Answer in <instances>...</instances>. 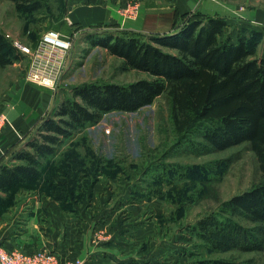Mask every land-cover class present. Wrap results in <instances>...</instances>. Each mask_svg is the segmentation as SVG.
Instances as JSON below:
<instances>
[{"label": "rangeland", "instance_id": "1", "mask_svg": "<svg viewBox=\"0 0 264 264\" xmlns=\"http://www.w3.org/2000/svg\"><path fill=\"white\" fill-rule=\"evenodd\" d=\"M139 1L21 0L23 6L14 0H0V30L16 46L34 45L45 31L54 29L60 32L56 25L61 22L67 24L72 47L49 113L62 100L72 97L73 89L78 85L93 82L126 85L138 79L153 78L148 72L125 68L122 58L103 46L92 45L89 40L90 34H115L122 30L113 29L110 24L93 25L85 30L65 19L73 2H109L128 18V4ZM181 1H193L189 12L183 14L175 7ZM198 2L151 0L152 32L146 34L147 40L151 35L163 34L161 31L177 29L188 18L211 16L198 10ZM259 4L264 5V0H259ZM222 15L234 24L243 19L240 14ZM157 18H163V24H156ZM235 28L241 29L240 25ZM227 32L234 35L231 28ZM263 42L264 37L259 43L258 54L262 51ZM20 56L13 63L0 66V90L7 89L9 80L19 71L26 70L27 57L21 52ZM202 140L197 131L186 137L178 134L172 120L171 100L165 93L137 111H112L106 113L98 124L80 127L72 138L64 141L67 149L60 155H81L82 163L93 172L80 183L86 191L84 201L97 205L93 212L96 213L97 209V214H103L102 219H108L118 205L130 203L138 208L135 217L137 227L148 226L145 230L151 232L153 239L159 236V230L162 231L163 264H199V260L211 258L264 264V250H214L198 235L195 227L200 219L216 212L220 216L225 215L222 207L225 201L250 189L264 177L249 142L216 150L203 149L200 145ZM188 142L198 145L192 146ZM42 174L44 178L46 172ZM116 216L115 219H124L135 215L124 209ZM236 218L247 226L255 225L248 219Z\"/></svg>", "mask_w": 264, "mask_h": 264}, {"label": "trees", "instance_id": "2", "mask_svg": "<svg viewBox=\"0 0 264 264\" xmlns=\"http://www.w3.org/2000/svg\"><path fill=\"white\" fill-rule=\"evenodd\" d=\"M14 1L23 5L21 0ZM228 25L221 16H195L171 33L151 35L149 40L146 34L129 31L90 34L92 45L122 58L125 68L148 72L153 78L126 85L93 82L76 86L73 96L62 100L39 124L28 144L32 150L17 154L16 158L27 163L0 168V187L43 179L46 172L44 183L57 199L85 202L80 181L93 172L78 153L51 161L60 146L80 127L98 124L106 113L137 111L165 93L171 100L178 134L186 137L197 131L203 149L224 150L249 142L264 175V45L258 54L263 34L256 31L248 37L239 33L234 38L226 30ZM20 58L18 47L0 30V66ZM222 207L225 215L208 214L195 227L211 249L264 250V177ZM236 217L255 225L247 226ZM199 264L249 263L211 258L201 259Z\"/></svg>", "mask_w": 264, "mask_h": 264}, {"label": "crops", "instance_id": "3", "mask_svg": "<svg viewBox=\"0 0 264 264\" xmlns=\"http://www.w3.org/2000/svg\"><path fill=\"white\" fill-rule=\"evenodd\" d=\"M150 1L137 2V15L128 18L109 2H73L65 19L85 30L93 25L110 24L120 31L150 34ZM200 1L198 10L203 14H240L243 17L238 24L225 17L229 23L226 30L231 28L234 38L239 33L250 37L256 31L264 37V5H260L259 0L257 4L255 0ZM191 3L181 1L175 7L185 14L191 9ZM124 4L125 1L122 6ZM155 20L156 24H163V18ZM66 25L65 22L58 23L56 29L63 36L70 37ZM237 25L241 29H236ZM171 32L172 29H167L160 33ZM27 68L28 65L25 71H19L9 80L7 89L0 90V112L8 117L0 129V168L27 163L16 156L23 150H32L29 141L35 137L39 124L54 106L55 90L27 80ZM64 143L51 161L67 149ZM44 182V178H39L16 186L0 187V240L7 250L20 248L34 253L48 248L57 255L61 264H163L162 231L159 230V236L153 239L151 232L145 230L148 226L137 227L136 205H118L108 219H102L103 214H97V209L96 213L93 212V207L97 205L88 202L63 203L50 193ZM124 209L135 216L115 219Z\"/></svg>", "mask_w": 264, "mask_h": 264}, {"label": "built area", "instance_id": "4", "mask_svg": "<svg viewBox=\"0 0 264 264\" xmlns=\"http://www.w3.org/2000/svg\"><path fill=\"white\" fill-rule=\"evenodd\" d=\"M130 16H136L137 3L127 6ZM15 45V44H14ZM16 46V45H15ZM21 54L28 58L27 80L55 90L61 81L72 47L70 37L57 30L45 31L34 45H18ZM8 121L5 113L0 112V129ZM1 264H61L57 255L48 248L27 253L20 248L7 250L0 240ZM78 263V262H77Z\"/></svg>", "mask_w": 264, "mask_h": 264}]
</instances>
